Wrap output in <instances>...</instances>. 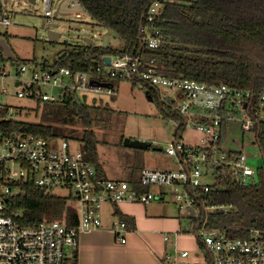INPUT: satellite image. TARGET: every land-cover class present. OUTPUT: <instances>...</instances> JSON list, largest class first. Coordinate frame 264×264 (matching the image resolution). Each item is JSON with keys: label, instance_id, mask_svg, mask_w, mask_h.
Segmentation results:
<instances>
[{"label": "built area", "instance_id": "1", "mask_svg": "<svg viewBox=\"0 0 264 264\" xmlns=\"http://www.w3.org/2000/svg\"><path fill=\"white\" fill-rule=\"evenodd\" d=\"M53 2L40 0L46 18L52 15ZM162 5V0H155L146 9L144 23L138 30L141 47L157 49L163 44V37L153 24ZM64 9L79 11V0H66ZM0 22L9 25L6 17ZM109 57V64L103 61V65L95 69V76L91 71L43 68L35 62H16V58L17 66L0 60V100L8 94L4 84L6 79L20 87L16 93L18 98L48 102L55 101V97L43 92L44 86L59 88L58 100L68 93L76 95L80 92L113 97L111 79L176 89L182 94V100L174 110L179 124L163 152L173 158L178 168H140L136 184L104 179L82 151L71 149L70 141L26 135L22 131H0V264H63L67 251L77 247L82 233L101 227L100 209L105 204L127 202L145 206L154 201H167L170 196L182 217L198 219L209 212L226 213L230 208L229 205L209 204V193L216 184L215 170L227 167L242 186L257 181V170L262 164L256 168L248 164L245 148L249 144L242 142L238 143V150H223L221 140L227 123L239 116L242 133L252 134L253 146L259 151L258 134L264 133V91L255 99L252 93L225 84L208 85L162 76L152 61L147 65L138 55ZM7 67H15L13 76ZM2 106L6 105L0 103ZM166 106L170 108L168 104ZM9 118L8 112L6 119ZM185 129L198 132V141L184 143ZM258 155L261 157L260 151L254 157ZM26 183L34 185L42 196L53 194L64 198L76 212V224H68L64 215L59 218L48 216L43 199L37 207L19 206ZM189 212H193V216ZM112 231L120 244L126 243L122 235L127 231L124 221L114 223ZM243 231L246 232L243 237H233L226 229L204 227L192 230V233L202 246L206 264H264V231L253 228ZM188 255L186 250L176 249L165 256V261L184 264L183 259Z\"/></svg>", "mask_w": 264, "mask_h": 264}, {"label": "trees", "instance_id": "2", "mask_svg": "<svg viewBox=\"0 0 264 264\" xmlns=\"http://www.w3.org/2000/svg\"><path fill=\"white\" fill-rule=\"evenodd\" d=\"M155 0H79L81 8L104 29L114 33L123 42L121 49L107 45L81 46L59 53L52 66L43 68L68 69L71 72H93L103 65V57L138 55L149 65L152 61L158 74L168 78H184L208 85H229L248 91L256 99L264 91V0H162V7L154 26L163 37L157 49L140 46L138 30L144 23L146 9ZM0 60L12 62L3 56ZM16 62H35L34 59ZM110 85L113 83L110 82ZM133 86L139 84L132 83ZM114 86V85H113ZM146 97L156 101L164 117H177L165 103L157 100L153 87L143 85ZM33 99V98H32ZM35 100V99H34ZM37 106L44 104V122L6 119L8 106L0 107V131H22L26 135L46 139L79 140L87 161L100 175L97 158V141L92 131L84 130L81 136L67 133L62 126L80 121L85 129L91 127V107L81 104L76 95L68 93L59 101L36 100ZM178 118V117H177ZM179 119V118H178ZM225 137L223 129L222 140ZM221 140V142H222ZM262 166L257 170V181L249 186L240 185L227 167L214 171L216 184L209 193V204L229 205L226 213L209 212L204 218L187 219L189 231L226 229L233 237H243L244 228L264 231V133L258 134ZM151 145L149 146V148ZM138 172L125 181L136 184ZM19 206L37 207L43 199L45 213L59 218L66 216L67 223L77 222L75 210L62 197L42 194L30 183ZM148 188H143L147 190ZM116 214H118L116 212ZM127 223V219L121 217ZM128 224V223H127ZM130 224L133 221L130 220ZM199 248L202 246L199 244ZM63 264H77V251L67 255Z\"/></svg>", "mask_w": 264, "mask_h": 264}, {"label": "rangeland", "instance_id": "3", "mask_svg": "<svg viewBox=\"0 0 264 264\" xmlns=\"http://www.w3.org/2000/svg\"><path fill=\"white\" fill-rule=\"evenodd\" d=\"M66 0H54L52 15L44 16L40 0L30 3L29 0H0V20L6 17L9 25L0 22V39H3L11 53L19 60L34 59L38 67L46 63L52 66L59 53L68 52L73 48L84 46V38L91 39L95 46H101L103 38L109 37V46L121 49L123 42L111 31L99 26L82 8L79 11L64 9ZM55 12L57 14L54 16ZM78 14V16H77ZM48 24H55V28H47ZM53 30L59 37L50 41L47 31ZM10 75L15 73V67L9 68ZM114 85L115 95L91 92L76 94L77 100L91 107L89 114L93 118L91 127L85 129L78 120L75 124L62 126L67 133L81 136L84 130L92 131L97 141V158L107 177L112 180H126L140 168H156L176 170L178 164L163 150L171 142L179 119L164 117L156 101H150L145 94L144 84L133 86L131 82L110 80ZM8 94L1 98L0 103L9 107V117L16 120L30 122L42 121V114L46 110L44 104L37 106L32 98H18L16 93L20 87H15L10 79L4 80ZM148 86V85H147ZM42 91L49 93L58 100L59 88L42 87ZM153 94L157 100H163L169 109L176 110L182 94L176 89L162 86L153 87ZM239 116H235L227 123L225 137L222 140L223 150H238V143H248L245 148L248 154V164L254 168L263 163L258 155V148L253 146V136L242 133ZM124 139L140 140L151 145L150 148H132L124 145ZM199 133L185 129L182 141L187 144L195 143ZM73 151H83L79 140H70ZM100 176L106 179L102 173ZM169 192L168 188H161ZM171 201V197L166 198ZM114 208L108 204L100 211ZM193 216V212H189ZM187 220L186 216L183 217ZM182 250V249H178ZM189 255L183 259L184 264H206L205 253L198 248L186 250ZM195 251V252H194ZM195 253L198 256L195 257Z\"/></svg>", "mask_w": 264, "mask_h": 264}, {"label": "crops", "instance_id": "4", "mask_svg": "<svg viewBox=\"0 0 264 264\" xmlns=\"http://www.w3.org/2000/svg\"><path fill=\"white\" fill-rule=\"evenodd\" d=\"M109 40L108 37L107 45ZM100 168L109 179L103 167ZM108 205L114 208L100 211L101 227L82 233L77 247L67 251V255L74 249L77 251V264H170L165 256L176 249L202 251L199 240L171 201H154L145 206L127 202ZM121 217L128 221L127 231L122 234L125 244H120L112 231L113 224ZM194 255L197 257L198 253Z\"/></svg>", "mask_w": 264, "mask_h": 264}, {"label": "water", "instance_id": "5", "mask_svg": "<svg viewBox=\"0 0 264 264\" xmlns=\"http://www.w3.org/2000/svg\"><path fill=\"white\" fill-rule=\"evenodd\" d=\"M29 2L34 3L35 0H29ZM56 14H57V12H55L54 16ZM50 27L55 28L56 25L55 24H48L47 28H50ZM47 37H48V40L54 41L59 37V34L53 30H48L47 31ZM83 41H84L85 45H87V46L94 45V42L91 39L84 38ZM107 41H108V37L105 36L103 38V41H102V45H101L102 48H105L107 46ZM0 49L2 50V53L4 56H6L7 58L12 60L11 64L17 66V63L14 62L15 56L11 53L9 47L7 46V44L5 43V41L3 39H0ZM103 61H105V63L109 64L110 57L109 56L103 57ZM91 83H93V81H91ZM100 84L103 87L107 86L106 83H100ZM124 145L128 146V147H132V148H143V149H147L150 146V144H148L144 141L129 140V139H124Z\"/></svg>", "mask_w": 264, "mask_h": 264}]
</instances>
